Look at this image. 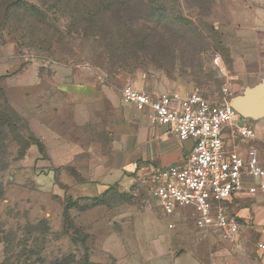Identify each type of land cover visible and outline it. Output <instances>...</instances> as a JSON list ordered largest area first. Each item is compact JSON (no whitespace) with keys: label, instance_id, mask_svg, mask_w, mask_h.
Here are the masks:
<instances>
[{"label":"rangeland","instance_id":"obj_1","mask_svg":"<svg viewBox=\"0 0 264 264\" xmlns=\"http://www.w3.org/2000/svg\"><path fill=\"white\" fill-rule=\"evenodd\" d=\"M25 1L41 11L48 25L44 31L54 37L31 38L15 20L3 19L0 9V104L7 102L22 119L0 142V264H168V258L149 253L148 230L165 224L193 236L195 244L183 245L193 252L184 257L188 264L208 261L215 251H222L223 259L209 264H264L253 225L246 224L233 240L219 238L217 230L204 234L186 208L172 215L160 210L146 172L112 185L97 201L69 188L57 193L52 146L40 142V151L31 153L28 137L18 136L23 122L28 126L24 108L124 103L120 92L126 84L228 101L249 77L264 78V0H128L129 7L120 10L129 41L110 48L103 35L75 32V18L52 0ZM36 73L42 90L26 94L23 80ZM71 81L78 89L62 96L55 86ZM28 131L23 134L34 135ZM67 206L69 221L63 217Z\"/></svg>","mask_w":264,"mask_h":264},{"label":"crops","instance_id":"obj_2","mask_svg":"<svg viewBox=\"0 0 264 264\" xmlns=\"http://www.w3.org/2000/svg\"><path fill=\"white\" fill-rule=\"evenodd\" d=\"M40 79L41 76L37 73L26 77L23 80L27 89L25 93L34 91L37 87L42 90ZM262 81L264 78L249 77L247 84L237 95ZM67 85L55 87L60 94L79 87L78 82L71 81ZM110 100L107 106L104 104L101 107L75 101L74 104L53 108H48L45 104H41L39 108H24L29 129L45 148L52 146L54 150L57 193L69 188V191L89 199L99 197L112 185L127 184L132 176L137 178L145 175L144 172L151 177L154 168L180 163L188 155L192 140H179L169 126L151 123L147 110H137L133 105L120 103L117 99L113 103ZM251 106L257 110L258 101L254 100ZM242 121L253 126L255 138L248 141L233 138L231 129L227 128L224 132L225 145L243 155L249 145L256 146L264 165V114L256 118H245L237 112L233 122ZM29 151L34 153L38 148L31 144ZM48 169L49 176L53 169ZM245 186L225 204L228 211L239 219L241 227L238 234L246 224H251L257 233V243L264 242V233L261 232L264 227V192L249 194ZM150 231L148 230L151 241L149 253L154 258H168V264H188L184 257L193 252L191 245L184 247V242L191 241L195 244L192 235L182 229H177L176 232L169 230L166 224L161 230ZM257 243L256 251L261 252ZM207 257L208 261L196 258L194 264H209L211 259H223V252L215 251Z\"/></svg>","mask_w":264,"mask_h":264},{"label":"built area","instance_id":"obj_3","mask_svg":"<svg viewBox=\"0 0 264 264\" xmlns=\"http://www.w3.org/2000/svg\"><path fill=\"white\" fill-rule=\"evenodd\" d=\"M120 94L124 103L147 110L151 123L169 126L179 140L193 141L182 162L153 169L152 200L166 215L186 208L199 231L217 230L219 238L233 240L241 225L225 202L246 183L249 194L264 192V165L254 145L244 155L228 149L224 132L230 128L233 138L248 141L256 136L253 126L233 122L237 112L229 100L216 103L197 91L146 92L126 84ZM168 227L173 228V223ZM257 248L263 251L264 242H258Z\"/></svg>","mask_w":264,"mask_h":264},{"label":"trees","instance_id":"obj_4","mask_svg":"<svg viewBox=\"0 0 264 264\" xmlns=\"http://www.w3.org/2000/svg\"><path fill=\"white\" fill-rule=\"evenodd\" d=\"M57 4L59 10L65 11L68 16L75 18L77 21L75 32L81 35H103L108 48L114 44L124 41L128 42L129 38L124 35V29L127 27V22L123 21L121 10L127 9L128 0H52ZM132 1V0H131ZM125 4V5H124ZM199 5V4H197ZM0 9H3V19H13L17 22V26H22L27 29L29 34L34 38L37 34L45 35L47 38L54 37V33L50 34L44 31L48 26L46 18L36 6L27 3L25 0H0ZM133 7V6H132ZM121 9V10H120ZM132 10V9H131ZM31 25L32 28H31ZM32 30H29V29ZM132 29V28H128ZM57 31V29H56ZM121 68H124L121 66ZM0 93L3 92L0 88ZM17 120H22L19 114L9 105L0 104V142L4 140L5 134L15 133V123ZM23 129L28 131V126L22 124L18 136L20 139L28 137L30 142L26 141L25 146L30 144L36 145L38 150L42 147L40 140L32 133L29 136L23 134ZM29 132V131H28ZM40 151V150H39ZM111 188V187H110ZM109 190V189H108ZM107 190V191H108ZM105 192L99 197L90 198V201H97L106 195ZM63 217L65 221L71 219L69 214V206L64 208Z\"/></svg>","mask_w":264,"mask_h":264},{"label":"water","instance_id":"obj_5","mask_svg":"<svg viewBox=\"0 0 264 264\" xmlns=\"http://www.w3.org/2000/svg\"><path fill=\"white\" fill-rule=\"evenodd\" d=\"M258 101L257 110L251 106ZM228 103L243 117L256 118L264 114V81L253 87L246 88L242 94L230 97Z\"/></svg>","mask_w":264,"mask_h":264}]
</instances>
